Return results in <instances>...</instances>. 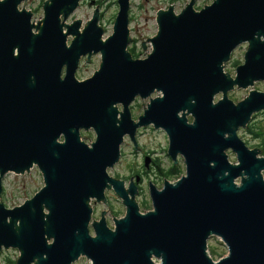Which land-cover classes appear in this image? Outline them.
<instances>
[{
    "label": "water",
    "instance_id": "water-1",
    "mask_svg": "<svg viewBox=\"0 0 264 264\" xmlns=\"http://www.w3.org/2000/svg\"><path fill=\"white\" fill-rule=\"evenodd\" d=\"M25 1L0 0V193L7 174L34 167L45 185L13 209L0 201V252L19 250V264H74L82 256L92 264H264V158L238 135L264 111V92L237 104L228 95L264 81V0H213L201 10L192 0L180 14L176 6L160 11L153 51L142 60L128 51L131 0H118L106 41L99 8L83 32L80 20L66 24L84 0H47L38 24L25 6L20 11ZM244 44L245 62L232 78L225 65ZM98 53L100 68L79 81L81 57ZM155 93L135 123L130 106ZM151 125L168 134L169 155L184 157L186 175L162 190L151 184L154 210L142 215L138 186L126 191L109 170L125 137L137 146L136 130ZM89 130L91 145L81 140ZM110 189L127 214L116 231L95 224L93 237L90 202ZM213 236L228 249L216 262Z\"/></svg>",
    "mask_w": 264,
    "mask_h": 264
},
{
    "label": "rangeland",
    "instance_id": "rangeland-1",
    "mask_svg": "<svg viewBox=\"0 0 264 264\" xmlns=\"http://www.w3.org/2000/svg\"><path fill=\"white\" fill-rule=\"evenodd\" d=\"M46 1L47 0H26L19 7V9L20 11H22L25 6L26 10L31 11L34 14L32 22L34 21V23L38 24L40 20H44L43 6ZM191 1L192 0H131V8L129 11V30L130 38L132 39V41L128 45V48L133 46L138 53H143L148 57V55L153 51L150 39L156 36L159 29L157 22L158 13L160 11H167L170 7L176 6L175 13L180 14ZM117 2L118 0H84L81 2L80 7L75 11V13L67 19L66 24L72 25L74 21L80 20L82 22L80 31L83 32L87 27V24L92 20V15L99 8L100 25L104 29L103 40L106 41L110 36L113 35L114 32V24L119 12V5ZM212 3L213 0H197L195 9L201 10L208 5H211ZM64 30L67 33V29ZM34 32L37 31L34 30ZM73 38L74 37L72 36L68 37L69 44L71 43ZM248 48L249 45L244 44L242 48L236 49L231 57V60L225 65L226 73H229L232 78H235L236 76L237 62L243 61ZM93 58L94 59L88 63L87 61H84L82 63L81 71L80 69L77 71L78 78H91L94 72L100 68V65L102 63V54L98 53L93 56ZM251 89V87L249 89L236 88L234 91H230L228 95L229 98L237 104L249 96ZM254 89L264 91V81L257 82ZM157 96H159V94L155 93L148 99L138 98L135 106L131 109L132 115H136V118L142 115L144 110L147 109L150 100L156 98ZM222 98V94L217 95L214 100V104H217V102ZM118 107L121 111L122 106L119 105ZM181 116L182 115H180V117ZM188 119L191 121L194 120L192 115H190ZM250 125L253 131L260 130L258 132L262 134L261 138L255 137L253 133H250L247 128H240L238 130V135L244 142L249 144L250 147H254L255 149L261 151L262 148L259 146L261 140L262 142H264V112H260L254 115L252 121L250 122ZM153 126L154 125L148 126L147 128L149 129H144L142 131L138 138V142L145 151L157 152L158 156H160V158L162 159V162L165 163V166L171 165V160L167 158L165 151L169 144L167 133L163 129H154ZM82 132V139L88 145H91L88 139L93 138V140L95 141L96 135L94 131L89 130ZM127 141L124 142V144H122L121 146L122 155L120 162L115 166L113 170H109V174L111 176L112 174H119L122 177L128 176L133 168L138 169L141 167V158L137 156L132 142L128 138ZM261 154L259 153L258 156ZM229 155L230 161L232 163L237 162L236 155H234L232 152H230ZM178 162L182 163V166L184 168L183 175H185L186 168L184 157L178 156ZM178 179L179 178L171 182L175 183ZM2 183L5 186L6 192L2 197L0 195V201L9 209H13L14 207L22 205L26 200L31 199L45 185L43 175L37 167H34L30 171V173H25L22 175H17L14 173L7 174L3 178ZM162 185L163 184H160V188L163 187ZM108 193L111 198L117 197L112 189H110ZM137 200L142 203H148V208L153 209L147 184L144 185V190L137 195ZM99 209L106 210V207L105 205H101ZM52 242L53 241H50V243ZM208 245L209 255L212 257L211 253L215 254V256L212 257L215 262L228 254L226 245L219 237L213 236L209 240ZM20 255L21 252L17 249H3L0 252V264H11V262L18 260ZM156 262H158V260ZM75 264H92V261L84 257L77 261Z\"/></svg>",
    "mask_w": 264,
    "mask_h": 264
},
{
    "label": "flooded vegetation",
    "instance_id": "flooded-vegetation-1",
    "mask_svg": "<svg viewBox=\"0 0 264 264\" xmlns=\"http://www.w3.org/2000/svg\"><path fill=\"white\" fill-rule=\"evenodd\" d=\"M199 10V9H198ZM33 16H34V14H33ZM71 43H72V41H71ZM71 43L69 44V43H67L68 44V46H70L71 45ZM245 45H248V44H245ZM243 46V45H242ZM242 46L241 47H239V48H242ZM246 47V46H245ZM129 50V52L131 53V55H132V57H133V59H135V60H142V59H145V58H147V55H145V54H143V53H138L136 50H135V48L132 46V47H130V48H128ZM238 49V48H237ZM246 49V48H245ZM236 51V50H235ZM234 51V52H235ZM16 56L18 55V48L16 49ZM246 54V53H245ZM93 55H95V54H92L91 56H89V55H87V56H85V57H81V59H80V62H79V65H78V69H77V71L80 69V71H81V66H82V63L84 62V61H87V63L88 62H90V61H92L94 58H93ZM244 62H245V57H244V59H243V61H241V62H237V66H236V70H237V68L239 67V66H241V65H243L244 64ZM240 63V64H239ZM77 71H76V77H77V79L79 80V81H85V80H88V79H90V78H87V77H85V78H78V75H77ZM97 71V70H96ZM95 71V72H96ZM95 72H94V74H95ZM64 74H66V67L64 68V70H63V74H62V77L64 78ZM93 74V75H94ZM92 75V76H93ZM236 75H237V72H236ZM236 77V76H235ZM257 82H260V81H256L255 83H254V85L251 87L252 89H251V91H260V90H257V89H254L255 88V84L257 83ZM236 88H237V86H236ZM234 91V90H233ZM250 91V92H251ZM261 92H264V91H261ZM139 99H141L140 97H138ZM137 98V99H138ZM137 99L135 100V102H134V104L132 103V105L130 106V110L135 106V103L137 102ZM122 110H123V108H122ZM121 110V111H122ZM145 111V110H144ZM261 112H264V111H261ZM131 113H132V111H131ZM258 113H260V112H258ZM258 113H256V114H258ZM143 114H144V112H143ZM142 114V115H143ZM256 114H254V115H256ZM142 115H140L139 117H137L136 118V115H132V118L134 119L133 121L135 122V123H138L139 122V118L142 116ZM254 115H253V117H254ZM253 117H252V119H253ZM252 119H251V121H252ZM188 123L189 124H193L194 123V120H189L188 119ZM257 125V124H256ZM255 125V126H256ZM148 127V126H147ZM147 127H141V128H138L137 130H136V133H135V139H136V142H137V146L135 145V143L132 141V139H131V136L128 134L126 137H125V139H124V142H126L127 141V138L132 142V144H133V147H134V150H135V152L137 153V156L139 157V158H141V160H142V162H141V167L140 168H138V169H132L131 170V172L129 173V175L128 176H124V177H122V176H120L119 174H112V178L114 179V180H116V181H119V182H122V183H124V186H125V189H126V191H128L129 190V187H130V185L132 184V183H135L137 186H138V194L140 193V192H142L143 190H144V185L145 184H147V186H148V188L150 189V185L151 184H153L158 190H162V188L164 187V185H165V183L166 182H171V181H173V180H175V179H177V178H181L182 176H184L183 175V172H184V168H183V166H182V163H179L178 162V157H177V162L169 155V149H170V138H169V136H168V134H167V136H168V140H169V144H168V146H167V149H165V151H166V156H167V158L169 159V160H171V165H168V166H165V163H163L162 162V159L160 158V156H158V154H157V152H148V151H145L142 147H141V145L139 144V142H138V138H139V136H140V134L142 133V131L144 130V129H149V128H147ZM153 128L154 129H156L154 126H153ZM245 128H247L249 131H250V133H253V135L255 136V137H257V138H261V136H262V134L261 133H259L258 131H260V130H255V131H253V129H251V125H250V123L247 125V127H245ZM245 128H241V129H245ZM82 135H83V132L81 131V140L82 141H84L83 139H82ZM260 135V136H259ZM93 136V135H92ZM89 140V142H90V144H92L93 142H94V140H93V138H90V139H88ZM65 142V139L62 137L60 140H59V143H64ZM85 142V141H84ZM128 142V141H127ZM86 143V142H85ZM246 143V142H245ZM87 144V143H86ZM124 144V143H123ZM247 144V143H246ZM247 146L251 149V150H256L258 153H260L261 154V151H262V154L261 155H259L260 156V158H264V142H262V140H261V142H260V146L259 147H261L262 149H261V151L260 150H258V149H255L254 147H250L249 146V144H247ZM255 147H257V146H255ZM121 152H122V150H121ZM229 154H230V152H229ZM178 156H182L181 154H178ZM258 156V157H259ZM147 159H150V164L147 166L146 165V160ZM115 168V167H114ZM113 168V169H114ZM185 168H186V165H185ZM112 169V170H113ZM175 170H177L179 173H178V176H171L170 175V173L172 172V171H175ZM185 175H186V172H185ZM178 179V180H179ZM173 183V182H172ZM160 184H163L162 186L163 187H161L160 188ZM126 186H128V187H126ZM110 190H107L106 191V198L105 199H102L101 201H98V200H96V199H93V200H91V202H90V207H91V209H92V213H91V219H90V224H89V229H90V234H91V236H93V237H95L96 236V232H95V229H94V225L95 224H99V223H101V222H104V224H105V226L108 228V230H110V231H116V229H117V227H116V222L117 221H120V220H122L123 218H125V216H126V214H127V206L125 205V200L122 198V197H119L116 193V195H117V197H115V198H111V196L109 195V192ZM114 191V190H113ZM5 192H6V189H5V186L3 185V183H2V192L0 193V195H1V197L5 194ZM129 193V192H128ZM149 193H150V190H149ZM137 194V195H138ZM137 195H136V198H135V203L138 205V207H139V212L142 214V215H144V214H146V213H148V212H150V211H153L154 210V208L153 209H149L148 208V203H146V202H139L138 200H137ZM131 197V196H130ZM29 200V199H28ZM152 201V200H151ZM101 205H105V207H106V210H100L99 209V207L101 206ZM152 206H153V204H152ZM143 207V208H142ZM15 208V207H14ZM125 213V214H124ZM81 258H84V256H82ZM80 258V259H81ZM79 259V260H80ZM88 259V258H87ZM78 260V261H79ZM157 260H155L154 259V262H156ZM36 262H38V261H35V262H33V263H31V264H36ZM76 263V262H75ZM74 263V264H75ZM157 263V262H156ZM11 264H19V262H18V260H15V261H13V262H11Z\"/></svg>",
    "mask_w": 264,
    "mask_h": 264
},
{
    "label": "trees",
    "instance_id": "trees-1",
    "mask_svg": "<svg viewBox=\"0 0 264 264\" xmlns=\"http://www.w3.org/2000/svg\"><path fill=\"white\" fill-rule=\"evenodd\" d=\"M259 136H260V135H259ZM178 173H179V172H178L177 170H175V171H172V172L170 173V175H171V176H173V175H174V176H178ZM211 254H212V257L215 256L214 253H211Z\"/></svg>",
    "mask_w": 264,
    "mask_h": 264
}]
</instances>
